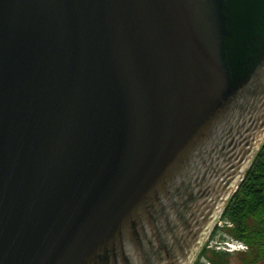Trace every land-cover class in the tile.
I'll return each instance as SVG.
<instances>
[{
	"label": "water",
	"instance_id": "1",
	"mask_svg": "<svg viewBox=\"0 0 264 264\" xmlns=\"http://www.w3.org/2000/svg\"><path fill=\"white\" fill-rule=\"evenodd\" d=\"M263 136L264 0H0V264H190Z\"/></svg>",
	"mask_w": 264,
	"mask_h": 264
},
{
	"label": "trees",
	"instance_id": "2",
	"mask_svg": "<svg viewBox=\"0 0 264 264\" xmlns=\"http://www.w3.org/2000/svg\"><path fill=\"white\" fill-rule=\"evenodd\" d=\"M221 219L232 227H215L211 239L220 232V241L235 239L244 242L248 249L239 253L240 264H264V142L245 172L237 190L225 205ZM234 255L216 249L204 248L194 264L206 258L210 264H233Z\"/></svg>",
	"mask_w": 264,
	"mask_h": 264
},
{
	"label": "rangeland",
	"instance_id": "3",
	"mask_svg": "<svg viewBox=\"0 0 264 264\" xmlns=\"http://www.w3.org/2000/svg\"><path fill=\"white\" fill-rule=\"evenodd\" d=\"M250 164V161H249V163H248V165ZM248 165H247V167H248ZM246 167V168H247ZM245 171V170H244ZM244 174V172L242 173V175ZM242 175H241V177H242ZM241 177H240V179H241ZM240 179L238 180V182L240 181ZM238 182H237V184H238ZM219 222H220V213H219V215L217 216V218H216V220L214 221V223H213V225H212V227L210 228V230H209V232L207 233V235H206V237H205V239L203 240V242H202V244L200 245V247H199V249H198V251H197V256H198V254L201 252V250L206 246V244H209V238H210V236H211V233H212V231L214 230V228H215V226L216 225H219ZM220 235H221V233H220ZM219 237V234L217 235V238ZM216 238V239H217ZM214 245H216L215 243H214ZM234 254H236V252H234ZM238 255L239 254H236V255H234L231 259H232V261H233V264H240V261H239V259H238ZM197 256H195V258L193 259V261L196 259V257ZM193 261L191 262V264H193ZM207 260H202V263L201 264H207V262H206Z\"/></svg>",
	"mask_w": 264,
	"mask_h": 264
}]
</instances>
